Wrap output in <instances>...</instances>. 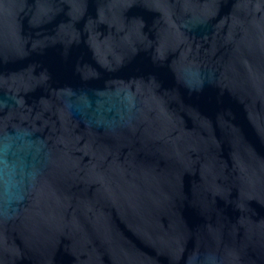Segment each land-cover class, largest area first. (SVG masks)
I'll use <instances>...</instances> for the list:
<instances>
[{
    "label": "water",
    "instance_id": "obj_1",
    "mask_svg": "<svg viewBox=\"0 0 264 264\" xmlns=\"http://www.w3.org/2000/svg\"><path fill=\"white\" fill-rule=\"evenodd\" d=\"M0 264H264V0H0Z\"/></svg>",
    "mask_w": 264,
    "mask_h": 264
}]
</instances>
